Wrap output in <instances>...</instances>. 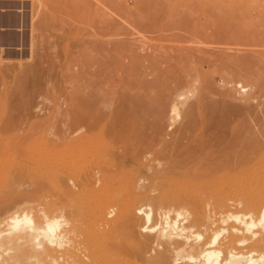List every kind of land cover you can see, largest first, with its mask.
<instances>
[{
    "label": "rangeland",
    "instance_id": "rangeland-1",
    "mask_svg": "<svg viewBox=\"0 0 264 264\" xmlns=\"http://www.w3.org/2000/svg\"><path fill=\"white\" fill-rule=\"evenodd\" d=\"M0 7L13 14L14 21H20V25L14 27V52H8L4 47L0 49V231L3 233L0 241H4L5 250L0 261L4 257L10 258L16 251L12 234L6 232L9 225H3L4 218L14 211V207L20 205L23 208L24 205L23 210L28 207L26 213L33 215L35 206L43 205L44 208L46 203L54 201L71 203L75 198L82 203L85 198L60 194L53 184L58 180L63 184L61 187H65V175L56 169L58 167L53 168L54 160H60L58 153L64 147H77L78 134L74 131L79 121L78 102L80 96H87V93L80 95L84 87L82 82L88 85L86 91L93 94L91 85L94 83H91L90 75L81 73L83 64L87 70L94 68L97 72L92 78L97 81L93 88L94 95H102L99 96L101 107H97L96 112L92 109L101 117L100 129L97 128L98 133L95 131L97 135L94 133L93 136L99 141L101 161L107 160L110 164L105 163L107 168L116 167L118 161V153L114 151L119 149V137L114 134L119 133L120 127L125 130L135 125L134 129H141V126L147 128V123L152 126L156 122L164 133H169L193 112L197 119L202 115L201 120L235 124L247 122L253 116L257 119L264 111V36L260 39L257 36L256 41L250 33L244 32L248 26L239 18L234 16L233 24L230 19V22L225 19L243 10H260L262 16L253 21L256 20V27L264 28V0H0ZM49 11L56 12L53 15L59 18L54 20V26L51 20L55 17L48 15ZM219 13L225 15L224 21L204 19V16ZM61 17L62 28H59L56 20ZM14 21L7 25H13ZM36 23L40 26L37 24L32 29ZM0 37L4 44L13 40L10 35ZM93 44H99L105 50L89 52L87 49ZM171 67L178 70L177 75H184L185 70L186 75L188 72L197 77L193 78L190 87H180L179 91L174 89ZM80 75L87 80L82 77L81 82ZM198 100L202 103L205 100L204 105L208 103V106L211 102L219 105L208 109L200 107L199 114V107H195L196 110L193 107V102ZM173 105L176 115L173 124L168 126ZM158 107L162 111H158ZM217 108L218 112L214 111L216 114L212 118V109ZM219 111L224 113L218 117L221 121L217 119ZM252 111L259 115L255 116ZM112 123L116 126L124 123L126 127L117 126L118 132L112 134ZM107 125L111 130H107ZM66 131L74 134L62 141L59 138ZM48 151H52V155L55 152V156ZM151 162V166L157 168L162 159ZM65 170H62L63 174L69 169ZM73 170L65 177L72 172L74 177L77 176L78 170ZM40 180L44 190L38 189Z\"/></svg>",
    "mask_w": 264,
    "mask_h": 264
},
{
    "label": "bare ground",
    "instance_id": "bare-ground-1",
    "mask_svg": "<svg viewBox=\"0 0 264 264\" xmlns=\"http://www.w3.org/2000/svg\"><path fill=\"white\" fill-rule=\"evenodd\" d=\"M53 13L56 12L48 15L55 17L51 20L54 26V20L59 18ZM262 14L260 10H243L225 19L232 22L234 16L239 18L240 22L248 26L246 31L240 32L250 33L257 41L263 38L264 28L256 27L257 22L253 20L259 19ZM209 15L204 16V19L219 22L223 20L224 14ZM9 18L14 21L13 14L3 11L0 25L12 24ZM61 19L56 20L59 25ZM19 22L14 21V27H18ZM62 22L65 23V20ZM60 26L57 27L62 28ZM87 50L98 52L105 48L93 44ZM170 69L175 76H181L175 78L171 74L175 79L174 89L190 87L195 80L193 78L197 77L188 72L186 75L185 70L184 75H177L178 70L175 71L173 67ZM81 73L90 75L89 79L94 85H91L93 94L87 92L88 85L82 82L87 77L80 75L81 86H84L80 95L87 93L89 100L84 94L78 102L79 121L74 131L78 134L75 140L77 150L70 146V149L64 147L66 149H61L57 155L60 160L53 162V168L58 167L56 169L61 170L63 176L73 168L79 173L76 171L78 175L74 177L72 172L74 178L72 175L67 178L64 176L63 188L57 179L53 184L60 194L72 197L82 195L85 198L82 197V203H78V198L71 203L48 202L44 208L39 204V208L35 206L37 209L33 215L31 213L32 216L26 213L28 207L26 211L23 210L24 205L23 208L19 205L23 211L18 206L14 207V211L4 218L3 225H9L6 232L10 236L12 234L16 251L8 259L4 257L5 261L1 259L0 264H264V111L257 114L259 117L257 112L252 111L257 119L254 116L248 119L250 115H246L247 122L234 121L235 124L218 118L221 108L216 115L220 123L210 119L201 120L202 115L198 116V120L193 117V112L191 119L187 118L190 120L180 122L169 133H164V129L156 122L152 126L147 123V128L140 124L141 127H138L141 129H134L133 125L132 131L128 123L129 129L121 130L120 127L119 133L114 134L119 137V149L114 151L118 153V161L115 162L116 167L107 168V160L104 162L100 159L102 152L98 150L99 141L93 136L99 128L101 117L94 114L95 109L101 107V94L94 95L97 81L92 79L97 72L94 68L87 70L83 64ZM88 94H91V99ZM201 100L193 102L195 110V107H199V114L200 107L208 109L219 105H214V102H211L212 106H208V103L204 105L205 100L204 103ZM172 107L168 126L173 124L176 115V108L174 105ZM213 109L212 113L218 112V108ZM250 120L253 122L250 123ZM117 126L114 125L112 131L109 128V131L113 134ZM71 133L66 131L59 139H70V135L74 134ZM159 158L162 159L161 166L153 168L151 161ZM65 169L69 170L63 174L62 170ZM40 187L38 189L44 188L42 183ZM2 234L0 231V237ZM3 243L0 241V258L2 251H5Z\"/></svg>",
    "mask_w": 264,
    "mask_h": 264
},
{
    "label": "crops",
    "instance_id": "crops-1",
    "mask_svg": "<svg viewBox=\"0 0 264 264\" xmlns=\"http://www.w3.org/2000/svg\"><path fill=\"white\" fill-rule=\"evenodd\" d=\"M3 11L5 12V8L0 7V14L3 13ZM13 13H14V9H13ZM0 26H1L0 35H10L12 37L11 39H13L10 43L7 44H4L3 41H1V43H3L2 47H4V49L8 52L10 51L14 52V24L10 26L8 25H3V26L0 25Z\"/></svg>",
    "mask_w": 264,
    "mask_h": 264
}]
</instances>
